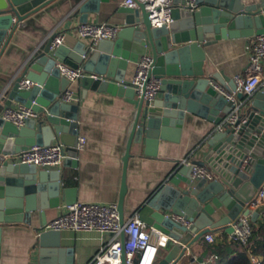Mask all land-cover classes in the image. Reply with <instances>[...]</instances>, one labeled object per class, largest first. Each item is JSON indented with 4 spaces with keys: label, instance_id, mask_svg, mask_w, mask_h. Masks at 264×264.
Returning a JSON list of instances; mask_svg holds the SVG:
<instances>
[{
    "label": "water",
    "instance_id": "obj_1",
    "mask_svg": "<svg viewBox=\"0 0 264 264\" xmlns=\"http://www.w3.org/2000/svg\"><path fill=\"white\" fill-rule=\"evenodd\" d=\"M52 1L0 0V45L8 42L18 24ZM101 1L108 0H77L81 20H87V12L97 11ZM173 1L176 4L171 8L172 21L168 24L152 26L142 3L137 7L124 5L119 9L124 14L123 23L115 38L100 39L90 51L83 41L71 47L64 44L52 47L56 35L52 33L41 49L25 59L21 71L12 79L10 88L0 94V99L7 106L12 101L31 106L39 111V116L26 119L21 126L0 117V238L3 223L21 220L23 211L35 207L34 192L44 187L47 177L51 178L49 206L59 204L61 195L66 203L73 202L72 189L62 186L58 169L41 170L33 163L12 162L5 156L55 139L65 146L68 156L64 160L76 165L78 105L60 99L61 92L77 91L81 83L84 89L107 91L134 102L136 91L124 83L125 69L129 62L137 61L147 51L152 55L150 72L160 77L161 97L151 104L143 97L138 99L122 159L117 199L120 224L125 216L126 172L132 143L143 142L144 153L155 155L160 141L179 139L186 112L205 117L214 124L201 144L206 149L200 161L174 167L160 187L135 207L141 220L169 238L159 249L154 264H174L204 233L223 227L230 231L228 223L240 212H248L245 203L264 181V86L248 96L238 93L241 103L237 120L218 130L217 124L230 112L233 101L226 99L211 83L212 78L224 82L221 71L212 72L211 77L206 75L205 47L226 38L264 32V0H196L198 7L193 10L182 7L183 0ZM58 61L81 66L97 77L86 74L79 80L69 81L56 67ZM24 77L32 84L27 89H19L18 83ZM234 86L230 80V88ZM218 109L221 115H217ZM193 164L208 166L216 178L192 179ZM47 205L43 202L36 205L40 209L38 240L42 246H57L60 230L44 229ZM222 207L225 213L215 218L216 209ZM263 209L264 205L259 206L252 219ZM172 213L184 215L191 224L175 220Z\"/></svg>",
    "mask_w": 264,
    "mask_h": 264
},
{
    "label": "crops",
    "instance_id": "obj_2",
    "mask_svg": "<svg viewBox=\"0 0 264 264\" xmlns=\"http://www.w3.org/2000/svg\"><path fill=\"white\" fill-rule=\"evenodd\" d=\"M121 6H124L122 0L101 1L97 11L87 12L86 21L122 24L124 14L119 11ZM81 15L77 0H54L18 24L8 42L5 44L3 41L0 45V94L10 88L12 79L21 71L28 55L41 49L52 33H63L61 44L68 47L77 41L86 42L87 39L80 38L74 31L77 22H84ZM246 44L247 37H236L206 46L204 61L206 75L211 77L212 72L221 71L224 82L220 83L215 78H212V81L230 87L233 75L241 71L248 62ZM135 64L136 61L128 63L124 79L128 80L131 77ZM262 78L264 79V69ZM73 93L76 99L71 103L78 105V136L86 137V145L83 150L76 152V165H72L70 160H63L59 165L60 182L64 188L72 189L70 195L73 201H117L122 159L139 97L135 96V101L131 102L124 96L107 91L84 89L81 83L78 84V90ZM158 97H161L159 92L156 94V98ZM11 105L17 106L20 103L12 101ZM6 106L0 99V117ZM221 114L222 111L218 109L217 115ZM213 125L205 117L186 112L179 139L160 141L155 155L144 153L143 142L139 145L132 143L126 172L125 216L135 212V207L149 198L171 170L182 164L183 159H186L185 163H189L202 156L206 145L201 147V144L209 136ZM53 169L57 168L46 170ZM50 181L51 178L47 177L44 180V187L34 192L35 207L23 211L21 220L3 223L0 264H86L101 243L108 238L109 235L104 232L63 229L60 231L57 246L51 244L42 246L38 240L40 209L36 207L37 203H48L45 208L46 222L62 211L66 204L61 195L59 204L49 206L52 198L48 188ZM39 183L37 180L36 185ZM225 211L223 207L216 209L214 217H221ZM258 218H264V211ZM220 229L223 230V228L216 230ZM154 249L152 243L150 253ZM238 252L239 246H233L228 257L232 258ZM193 254L203 256L210 254L207 243L201 237L186 248L176 264H201L191 260Z\"/></svg>",
    "mask_w": 264,
    "mask_h": 264
},
{
    "label": "built area",
    "instance_id": "obj_3",
    "mask_svg": "<svg viewBox=\"0 0 264 264\" xmlns=\"http://www.w3.org/2000/svg\"><path fill=\"white\" fill-rule=\"evenodd\" d=\"M173 0H122L125 6L137 7L142 3L144 9L148 11V17L152 26H161L172 21L171 8L174 5ZM179 3V2H178ZM180 5V3H179ZM181 6L189 10L196 9L198 5L196 0H183ZM141 25V24H139ZM120 24L102 21L77 22L74 26L75 33L80 38H85L89 50H93L100 39H113L116 37ZM63 33L54 36L51 46L54 47L63 42ZM246 50L248 53V62L241 71L234 74L232 80L234 88L224 87L215 81H211L213 86L226 99L233 101L230 112L217 124L216 128L222 130L227 124H234L239 113V104L241 99L238 93L244 96L252 94L260 86H264L262 72L264 69V32L255 33L247 36ZM85 57L86 54H83ZM56 67L62 76L69 81L79 80L86 74L97 77L96 74L87 73L81 66L73 67L63 61L56 62ZM152 55L150 52L141 54L136 61L131 77L124 83L134 87L136 96L143 97L147 104H151L156 98L160 86V77L151 73ZM32 81L29 78H22L18 83L19 89H27ZM60 99L72 102L76 99L70 89H65L60 94ZM39 111L31 106L23 104L17 106H6L2 111V117L17 126L23 125L28 118H37ZM86 137L79 135L75 146L76 152L85 148ZM68 156L65 146L59 141H53L49 144H32L18 153L6 155V159L17 163H33L38 167L46 169L57 168ZM186 159L182 160L185 163ZM192 179L216 178L215 172L206 165L193 164L190 170ZM264 205V181L257 188L254 196L245 203L244 207L248 209L247 213L240 212L234 220L228 223L231 230H210L201 236L206 243H216L225 241L231 244L246 245L251 234L252 221L260 216L261 210L256 219H252L254 211ZM175 220L185 225L191 224V220L184 215L172 213ZM44 229L73 231H99L107 233L108 238L101 243L92 259L86 264H154L157 260L159 249L164 247L168 241V236L157 230L155 227L146 224L141 220L136 212L124 216L123 224L119 221V212L117 201H73L66 203L62 211L51 218ZM151 238H155L153 241ZM155 246L154 253H150L149 247ZM215 255L210 253L207 256L193 254L192 261H198L206 264ZM252 262H257L258 258L251 256ZM177 261L174 263L176 264Z\"/></svg>",
    "mask_w": 264,
    "mask_h": 264
},
{
    "label": "trees",
    "instance_id": "obj_4",
    "mask_svg": "<svg viewBox=\"0 0 264 264\" xmlns=\"http://www.w3.org/2000/svg\"><path fill=\"white\" fill-rule=\"evenodd\" d=\"M251 225V234L246 245L225 241L207 243L209 253H213L215 257L206 264H264V218H257ZM233 246H239V252L229 258L228 253ZM251 256L257 257L258 261L252 262Z\"/></svg>",
    "mask_w": 264,
    "mask_h": 264
},
{
    "label": "bare ground",
    "instance_id": "obj_5",
    "mask_svg": "<svg viewBox=\"0 0 264 264\" xmlns=\"http://www.w3.org/2000/svg\"><path fill=\"white\" fill-rule=\"evenodd\" d=\"M151 239L153 240V238H151ZM150 247H151V245H150ZM150 247H149V248H150ZM154 251H155V249H154ZM154 251H153L152 253H154ZM152 253H151V254H152Z\"/></svg>",
    "mask_w": 264,
    "mask_h": 264
},
{
    "label": "rangeland",
    "instance_id": "obj_6",
    "mask_svg": "<svg viewBox=\"0 0 264 264\" xmlns=\"http://www.w3.org/2000/svg\"><path fill=\"white\" fill-rule=\"evenodd\" d=\"M197 161L199 162L200 160L198 159Z\"/></svg>",
    "mask_w": 264,
    "mask_h": 264
}]
</instances>
